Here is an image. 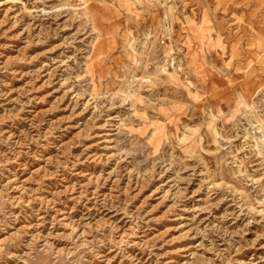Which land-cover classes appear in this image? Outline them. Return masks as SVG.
Listing matches in <instances>:
<instances>
[{
  "label": "rangeland",
  "instance_id": "obj_1",
  "mask_svg": "<svg viewBox=\"0 0 264 264\" xmlns=\"http://www.w3.org/2000/svg\"><path fill=\"white\" fill-rule=\"evenodd\" d=\"M0 264H264V0H0Z\"/></svg>",
  "mask_w": 264,
  "mask_h": 264
}]
</instances>
